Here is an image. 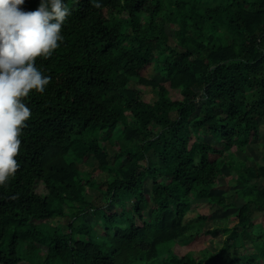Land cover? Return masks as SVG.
I'll return each instance as SVG.
<instances>
[{"label": "trees", "instance_id": "16d2710c", "mask_svg": "<svg viewBox=\"0 0 264 264\" xmlns=\"http://www.w3.org/2000/svg\"><path fill=\"white\" fill-rule=\"evenodd\" d=\"M62 3L63 42L36 60L49 85L24 98L20 167L0 186V264H264L251 214L264 213V150L234 167L240 205L215 191L238 148L261 138L264 0ZM197 201L237 208L238 221L217 250L173 251Z\"/></svg>", "mask_w": 264, "mask_h": 264}, {"label": "clouds", "instance_id": "9594fccd", "mask_svg": "<svg viewBox=\"0 0 264 264\" xmlns=\"http://www.w3.org/2000/svg\"><path fill=\"white\" fill-rule=\"evenodd\" d=\"M25 0H0V186L8 187L20 165L21 136L32 112L24 102L32 90L41 95L50 76L36 67L63 42L62 25L72 15L62 0H41L25 11ZM100 7L99 4H94Z\"/></svg>", "mask_w": 264, "mask_h": 264}, {"label": "rangeland", "instance_id": "374dc122", "mask_svg": "<svg viewBox=\"0 0 264 264\" xmlns=\"http://www.w3.org/2000/svg\"><path fill=\"white\" fill-rule=\"evenodd\" d=\"M145 74L149 77L158 78L159 80L166 79L164 76H161L160 72L153 67L151 68V70H147ZM136 87L147 94L149 98L154 100L157 98V94L152 91V88L150 86H145L137 83ZM80 129L81 127L78 128V130ZM104 133L105 131L102 130L101 134ZM244 148L243 150H240L242 148H238V150L236 151V155L234 156L236 163L233 167L225 165V176H223L222 178V184L215 190L217 192H225L229 194L237 205H240L243 202V192L242 190L238 189V186L236 185L237 175L240 172V167H236L235 169L234 167L240 163V160L246 159L247 157V163L252 164V158H257V155H260L263 152L264 118H262L261 120L260 140L258 139V141L253 144L245 145ZM94 163V159H90L84 163L81 161L80 167L83 170H88V168H91ZM104 177L105 176H103L101 179H104ZM88 196L91 199H97V202H99L100 200H105V196L103 195L101 189H89ZM212 209L213 208H211L206 201H197V203L194 204V208L191 210L190 214L185 218V222L189 223V229L187 230L186 234L184 236L175 238L176 245L170 242L168 246H173V251L176 250L182 253H185L189 249H191L194 253L204 251L205 248H210L212 250L219 249L227 237V233L223 231V227L226 225L232 226L238 221V218L236 217L238 214V209L232 206H229V209L216 208L213 211ZM198 214H208L209 218L198 219ZM251 214L256 224L259 223L261 229L264 228V213L254 210ZM92 219H94V215L92 216ZM26 246L27 244H23V250L26 249ZM40 247L47 251V247L44 244H40ZM168 256L169 252L164 253L162 254V259H165ZM24 264L28 263L26 262Z\"/></svg>", "mask_w": 264, "mask_h": 264}]
</instances>
